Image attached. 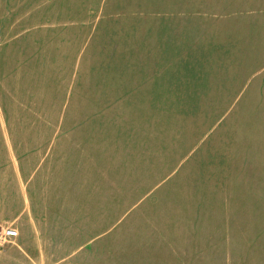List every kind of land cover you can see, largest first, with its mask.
Masks as SVG:
<instances>
[{
	"label": "rangeland",
	"instance_id": "1",
	"mask_svg": "<svg viewBox=\"0 0 264 264\" xmlns=\"http://www.w3.org/2000/svg\"><path fill=\"white\" fill-rule=\"evenodd\" d=\"M12 149L36 264H264V0H0Z\"/></svg>",
	"mask_w": 264,
	"mask_h": 264
},
{
	"label": "crops",
	"instance_id": "2",
	"mask_svg": "<svg viewBox=\"0 0 264 264\" xmlns=\"http://www.w3.org/2000/svg\"><path fill=\"white\" fill-rule=\"evenodd\" d=\"M9 136H7V138H9ZM18 156L19 152L16 153V151L12 149L11 152L5 155V163L0 164V180L5 181L10 190L4 191L0 184V192H2V194H0V225L14 224V227L19 231V236L12 241L13 245L9 247L7 251L0 252L1 261L6 257H11L12 264H36V258L44 259L42 258L46 257L44 253L49 252V249L45 247L46 244L49 243V238L47 239L46 237L49 236V233H53L56 230V226L58 228L60 226L56 224L55 227L50 229L45 225V223L47 224L48 222L44 220L46 218L44 215L42 216L44 219L39 221L36 214L38 211L43 210L45 214L51 213L52 210H56L54 205V208H50V205L45 206L46 199L50 196L49 192L51 193V185L49 183V185L45 187V192L42 191V188L40 192H38V181L40 177H42V179L48 177L38 173V171H32V169L30 173H24L21 170ZM13 204L17 206L18 210H15V207L13 208ZM21 207H23V209H21ZM46 210L47 212H45ZM51 219L52 216L49 217V220ZM70 235L71 237H75L71 242H75L78 238L76 232ZM76 248L77 247L74 248L73 246L69 252L74 253L77 251ZM46 258H48V256ZM25 260L27 263H25Z\"/></svg>",
	"mask_w": 264,
	"mask_h": 264
},
{
	"label": "built area",
	"instance_id": "3",
	"mask_svg": "<svg viewBox=\"0 0 264 264\" xmlns=\"http://www.w3.org/2000/svg\"><path fill=\"white\" fill-rule=\"evenodd\" d=\"M19 235V232L17 229L13 227H9L6 229L1 230L0 232V241L8 242L15 238H17Z\"/></svg>",
	"mask_w": 264,
	"mask_h": 264
}]
</instances>
